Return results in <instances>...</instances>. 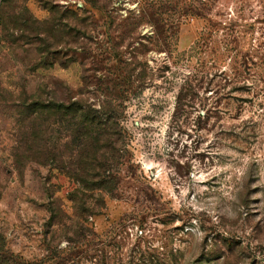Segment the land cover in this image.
I'll return each mask as SVG.
<instances>
[{"label":"rangeland","instance_id":"1","mask_svg":"<svg viewBox=\"0 0 264 264\" xmlns=\"http://www.w3.org/2000/svg\"><path fill=\"white\" fill-rule=\"evenodd\" d=\"M0 264H264V0H0Z\"/></svg>","mask_w":264,"mask_h":264},{"label":"trees","instance_id":"2","mask_svg":"<svg viewBox=\"0 0 264 264\" xmlns=\"http://www.w3.org/2000/svg\"><path fill=\"white\" fill-rule=\"evenodd\" d=\"M73 26V25H72ZM82 109L81 104L77 103V102H70L68 104H64V103H59L57 105H51L50 102H48V104H39L36 101H33L30 105H29V111L31 115H35V117L40 116V113H51L50 111H63L64 113H73L75 114L77 111H80ZM87 111L81 110L83 112V116L80 118V122H78V125L81 126L82 130L86 131V139H89L90 136V131L89 128L92 127H99L100 125H102V120L100 118H96V116L92 117V112L90 113V111H94L90 108L86 109ZM93 149H95L97 152L93 153L92 155L89 154H84L81 156L82 160L84 162H82L81 164H84V168L85 166H90L92 168H94V166H97L98 163L97 162V158H98V151L102 148V146L99 144V142H96V144H94L92 146ZM116 148L115 147H111V151H115ZM82 153H80L81 155ZM100 155L102 156L103 154L100 153ZM80 172L76 173V180H78V182L81 184L83 183V189L82 192H89L91 190L94 191H98L96 192V202L97 203H104V196L107 195L106 192H102V186L100 184V180L97 179L95 182L89 183L87 182V180H85V177H87L86 175ZM83 174V175H81ZM88 175V174H87ZM94 177H98L97 175H94ZM109 194V193H108ZM83 195V194H82ZM79 202H81V204H84V201L82 199L79 200ZM1 261H5L6 263H8L9 259L8 258H3L1 259Z\"/></svg>","mask_w":264,"mask_h":264}]
</instances>
